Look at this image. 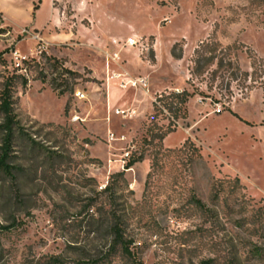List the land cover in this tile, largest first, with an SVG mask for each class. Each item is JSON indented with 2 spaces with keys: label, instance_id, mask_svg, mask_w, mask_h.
Returning <instances> with one entry per match:
<instances>
[{
  "label": "rangeland",
  "instance_id": "obj_1",
  "mask_svg": "<svg viewBox=\"0 0 264 264\" xmlns=\"http://www.w3.org/2000/svg\"><path fill=\"white\" fill-rule=\"evenodd\" d=\"M10 83L0 264H264V0H0V100ZM184 90L187 119L154 109Z\"/></svg>",
  "mask_w": 264,
  "mask_h": 264
},
{
  "label": "trees",
  "instance_id": "obj_2",
  "mask_svg": "<svg viewBox=\"0 0 264 264\" xmlns=\"http://www.w3.org/2000/svg\"><path fill=\"white\" fill-rule=\"evenodd\" d=\"M200 50L201 49L196 50V55L199 56L195 62V75H200L205 69V66H207L211 62V58H206L203 55L200 56ZM206 52L210 51L207 50ZM54 61L57 65L62 64V61L60 60L56 59ZM64 94L65 92L61 93V95ZM192 96L193 95L187 90H184L182 92H174L165 95H160L159 97H157L153 106L155 110H159L160 108L161 114L164 113V110L168 109L169 112H171L176 119H187V105ZM0 102V117L3 120L0 124V131L4 134L3 145H1L0 147V174H5L6 176H9L13 179L15 178V174L19 169L18 167L12 164V160L15 151V139L16 136L20 133L21 127L16 114L14 86L12 83H10L9 86L6 87V89L3 91ZM173 131L174 130L170 129L166 133L162 134L160 138L164 140ZM142 161L143 158H136L135 156H133L129 159L126 169H130L135 164ZM111 188L112 186L106 187V191L109 192ZM195 203L197 208L201 210L203 214L212 213V211L208 209V207L201 200H196ZM111 223L112 224H110L108 230H110L111 237L113 239V245L109 252L114 251L115 253L117 251H120L123 256L130 258L133 254L131 251L133 242L129 240L126 236V230L124 228V223L122 219L114 216L112 218ZM233 261L234 260L228 261L227 263H220L215 258H209L204 259L196 264H235V262Z\"/></svg>",
  "mask_w": 264,
  "mask_h": 264
},
{
  "label": "built area",
  "instance_id": "obj_3",
  "mask_svg": "<svg viewBox=\"0 0 264 264\" xmlns=\"http://www.w3.org/2000/svg\"><path fill=\"white\" fill-rule=\"evenodd\" d=\"M114 44H119V43L115 41ZM127 45H128V46H131V47H134V46L137 45V41H135L134 39H129V40L127 41ZM112 60L118 62V61L120 60V56H119V54H117V53L114 54V55L112 56ZM119 77H122V75H120ZM123 82H124V84H126V85L131 84V85H132L133 87H135V88L140 87V88H142L144 91H147V90H148V81H147L146 79H136V80H132V79H130V80H129V78H127L126 76H124V77H123ZM76 96H77V98H78L79 100H86V98H87L86 94H85L83 91H79V92H77V93H76ZM129 112H131V111L126 112V111H120V110H118V111H117V114L125 115L126 113H129ZM76 121H78V118H76ZM123 139H124V138H123ZM123 139H116V138L114 137V135H112V137H111V140H123ZM127 156H129V154H127Z\"/></svg>",
  "mask_w": 264,
  "mask_h": 264
},
{
  "label": "crops",
  "instance_id": "obj_4",
  "mask_svg": "<svg viewBox=\"0 0 264 264\" xmlns=\"http://www.w3.org/2000/svg\"><path fill=\"white\" fill-rule=\"evenodd\" d=\"M119 98H120V95H119V93H114L113 95H112V97H111V93L109 94V97H108V103L110 104V107H113L115 104H116V102H117V100H119Z\"/></svg>",
  "mask_w": 264,
  "mask_h": 264
}]
</instances>
